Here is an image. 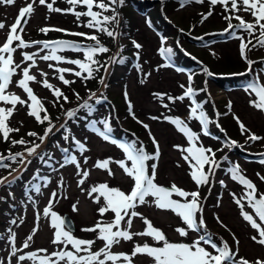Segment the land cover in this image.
Segmentation results:
<instances>
[{
  "label": "snow or ice",
  "instance_id": "obj_1",
  "mask_svg": "<svg viewBox=\"0 0 264 264\" xmlns=\"http://www.w3.org/2000/svg\"><path fill=\"white\" fill-rule=\"evenodd\" d=\"M17 0H0V5L12 6ZM37 0H30L25 6L21 7L14 23L7 26V35L3 43H0V139L3 142L10 143L12 147L17 145L23 146V152L12 153L9 149L8 153H0V169H9V175L19 171V168L13 169L12 164H18L27 170V166L33 161L28 159L32 157L42 161L48 168L56 170L52 161L54 157L47 151L40 152L41 146L49 136L57 129V125L53 123L44 101L35 93L32 84H39L44 89L49 90L53 96V106L59 105L63 110L65 120L60 124V128L64 129L66 135L63 136L65 141L70 139V129L67 127L68 121L76 120L81 110H86L90 115L95 109V104L102 103L107 97L102 93L100 96L96 92H90L87 99L80 97L78 92L73 89V95L76 99L83 100L77 107L64 109L65 103H70L69 96L61 87L49 82V74L43 70L39 71L41 79H37V75L32 70L38 68V60L48 62L47 67L55 73L54 79L60 84L71 89V85L76 83L75 79L66 78L69 74L82 82L94 80L97 74L103 69L105 73L109 70V63L123 64L126 57L116 60L109 58V63H102L98 59V55L106 54L110 50L105 46L98 34H106L108 38L116 40L123 33L113 29V26H120L121 17L118 7L124 5L125 0H65L69 5L66 9L54 7L56 0H38L39 5L46 6L50 13L71 14L77 21V26L89 29V32H68L65 29L44 27L40 32L47 35L49 32H62L68 36L82 37L84 40L92 42L83 44L80 42L57 39L44 41H26L23 38L25 26L28 19L34 13V5ZM204 4L205 0H180V6L183 8L188 4ZM209 11L201 13L200 23L203 24L213 15V9L219 5L223 10V19L227 22V28L223 34H227L233 39L239 40V52L241 58L248 65V71H252L254 61L248 59L247 53L256 48L264 49V0H208ZM83 9V10H77ZM245 15L250 17L246 19ZM84 18V19H82ZM86 20V22H85ZM233 21H236L234 24ZM6 29V24L0 22V30ZM243 33L245 35H238ZM200 39H203L202 37ZM133 47L137 50L136 59L140 58V49L142 45L132 40ZM165 43L164 37H161V44ZM38 48L37 51H23L26 49ZM18 50L22 57L20 62L15 59ZM123 49L121 48V51ZM71 51L81 53L82 59H70L63 53ZM160 54L168 61L161 67H171L174 56L173 49L163 47L159 49ZM40 53H44L41 55ZM195 59V57H193ZM72 65L74 67H63L61 65ZM138 71L143 69L140 64L136 65ZM159 70V69H157ZM177 72H184V69L177 67ZM208 76L213 74L207 69H203ZM264 71V69H262ZM247 73H240L246 75ZM151 73L145 74V79ZM192 75L188 76L189 84L187 87L181 84L183 94L179 96H167V100L172 104L177 101L183 102L187 98L191 102L188 120L199 122L202 128L203 136H209V125L215 123L220 132L227 133L217 121L210 120L202 103L197 102L195 97L197 91L192 87ZM99 84L104 88L108 85L105 82V76L99 78ZM144 81L141 80V83ZM12 87L22 90L26 98H22L16 92L11 91ZM203 91V89H201ZM245 91L252 96L249 104L254 109L264 113V83L260 79H253L246 85ZM153 95L162 103L165 109H169V104L164 103L165 95L162 93H153ZM125 99L128 101V113L132 119L148 131L151 143L154 146V152L150 153L138 139L131 142L120 141L113 138V128L108 119L99 121L103 126V130L97 127V122H91V129L104 141L115 145L123 153L122 159L107 158L97 160L94 163L96 169L104 170L108 176H114L110 165H116L123 174L130 179V190L125 192L119 187L110 186L106 182L94 184L88 188L81 187L82 192H87L88 197L94 204L98 206L97 211L101 219H98L91 227L80 229L84 233L95 234L94 238H80L74 234L72 225L68 219L62 217L53 210L54 203L59 202L57 191H52L47 205L42 209V216L49 222L52 229L51 245L54 250L49 252L47 248L29 250L31 248L34 237L39 230L41 213L36 212V226L33 227L30 234L22 242L21 246H17V233L13 231L11 226L20 227L24 223V219L13 218L9 221V227L5 232L0 233V241H6V247L9 249L6 257L0 258V264H135L136 258L144 257L150 261V264H264V258L249 260L247 257L240 256V241L233 233L234 246H230L227 241L222 239L217 242L207 231V225L204 220V206L201 200L199 189L203 186L210 185L215 177L216 170L221 167L222 161L216 159V152L212 147H205L201 143L200 135L193 131L189 124L179 117L164 116L163 119L173 125L177 132L186 138L187 146L173 145V147L181 153L182 160L188 165L191 180L196 185L197 190L187 191L178 187L175 183L171 186H164L157 183V168L161 158L160 144L152 134L147 123L140 121L135 112L133 105L128 97V93H124ZM27 109V115L35 119L40 125H47L43 135L35 131L27 132L29 140L24 138L13 139L12 133H18L20 128L10 126V120L17 110V106ZM228 111L232 110V103L229 101L227 105ZM217 120L220 113H216ZM239 125L242 134H247V140L255 143L264 141V136L257 135L245 126L239 119L234 117ZM59 119V117H57ZM152 120H159L160 117L152 116ZM22 125V122H21ZM215 139H219L215 137ZM75 150L80 156H83V163L88 164V157L84 154L89 148L84 142H81L74 136H71ZM38 141V142H37ZM237 142L227 140L224 144L226 148L237 147ZM63 154V162H57L59 168L67 165H73L76 169V175L80 177L77 181L78 187L84 186L90 172L81 167V162L77 159V155L72 154L69 148H61L56 145ZM264 157V153H259ZM227 160V157H224ZM7 161V163H6ZM152 162V163H149ZM259 163L264 165V159H260ZM180 165L177 164V167ZM231 180L237 182L244 189L243 195L237 197L232 193L234 202L239 208V214L242 219L247 222L252 230L253 235L250 236L251 241L264 248V193H261L257 185L247 178L239 164H233L226 169ZM260 181L264 182V175L256 173ZM13 177L0 178V186H11L15 182ZM34 180H42L43 187L51 183L49 177H40L39 170L33 177ZM222 187H226L223 180L219 181ZM63 177L57 185L62 188ZM31 191L37 195L41 194V184L34 183L31 185ZM211 191V188H209ZM67 198V197H64ZM206 199V198H205ZM28 201L35 207L37 201L28 196ZM24 203L23 201L21 202ZM77 203L72 205L73 212L78 211ZM143 205L154 206L156 209L169 211L180 219L183 226L176 227L175 232L181 238H188V242L170 241L166 233L159 227L154 226L153 222L143 214L137 211V208ZM27 207V204H24ZM217 206H219L217 204ZM111 213L112 218L105 220L106 214ZM139 218L145 225L142 231L133 232V221ZM217 222L222 224L220 218L216 217ZM19 220V222H18ZM227 227L226 225H223ZM198 238L191 239L190 233H201ZM150 238L152 244L148 242H134V238ZM101 242L102 246H98ZM122 242H133L130 253L115 252L114 247L121 246ZM28 250V251H26Z\"/></svg>",
  "mask_w": 264,
  "mask_h": 264
},
{
  "label": "rangeland",
  "instance_id": "obj_2",
  "mask_svg": "<svg viewBox=\"0 0 264 264\" xmlns=\"http://www.w3.org/2000/svg\"><path fill=\"white\" fill-rule=\"evenodd\" d=\"M154 1H156L157 5L158 3H162L167 0ZM28 2H30V0H17L16 4L12 6L0 5V22H4L6 24V29L0 30V43H3L6 39L7 26H10L12 23H14L19 9L25 6V4ZM49 2H51V0H49ZM53 6L59 7L61 9H66L69 7V5L65 3V0H56V3ZM195 11L196 7H191L190 5L186 6L185 9H180V12L186 13L188 16L192 15V13L194 15L198 12V10L197 12ZM245 17H247V15H245ZM145 19V17L142 18L143 23ZM173 19L175 20V18ZM44 27L65 29L68 32H83L84 28L82 26H77V21L75 20V17L73 15L50 13L48 12L46 6L39 5L37 0V3L34 5V13L30 17V19H28V23L25 26L23 38L26 41L54 40L42 38L45 37V35L40 32V29ZM53 33H55V31L50 32V34ZM138 33H142L141 38L144 37L145 39H151L149 42H147V44H144L143 46V54L146 58V63L149 67V71L147 72V70L144 69V72L141 75L144 76L146 73H151L149 79L152 80L149 82H145L144 85H142L140 88L130 82L124 88L115 89L113 91V96H110V98H118V104H120V99L121 104L123 105L122 110L117 113L115 117L123 131H126L124 132L125 135L123 136L127 137L128 140L133 141V139L136 137L135 135L137 133L138 127L139 129H143V136L141 137L142 143H144V146L148 152H154V146L151 143L148 131L142 126V124H139L135 120H133L131 115L128 113V101L124 96V93L127 92L128 97L133 105V111L135 112V115L140 121H143L144 123H147L149 125L152 134L160 144L161 158L158 162L157 168V183L164 186H171V184L175 183L178 187H181L182 189L187 191L197 190L196 185L188 175V165L182 160L181 153L173 147V145L187 146L186 138L183 137L182 134L177 132L173 125L169 124L163 119L164 116H172L173 118L179 117L181 119H184L186 122L188 121L191 102L186 98L183 102L177 101L175 104H172L167 100V96L175 97L182 95L183 89L180 87V85L183 84L185 85V87L188 86V76L190 74L177 75L176 72L171 71L170 68L168 69L167 67H161V65L164 64L160 61L159 55H157L156 52L157 47L159 46V39L155 38V35L149 31L145 23L144 25H140ZM150 43H152L153 45H150ZM37 50L38 48H31L23 51L32 52ZM225 50L226 51L219 52H217L218 50H215L213 54H211V59L216 58L217 60L222 61L223 58H235L236 56H240L239 47L237 46L236 48L235 46H229L226 47ZM20 51L21 50H18L15 54V59L17 62H20L22 59ZM40 54L43 55L44 53ZM63 54L66 56L67 54L71 53L67 51ZM259 55L263 56L264 58V51L260 52ZM47 64L48 62L38 60V68H34L32 70L33 74H36L37 79L39 80L41 79V77L39 76L40 70L48 72L49 82L58 87H61L62 90L69 96L70 103H73L69 92H71L76 87L82 86V81L69 74H66V78L70 80H76V83L72 84L71 89H69L68 87L60 84L58 80L54 79L55 73L47 67ZM61 66L69 68L74 67L67 64ZM150 85L152 86V91H154L153 93L159 92V90L157 91V88L165 92L162 93L166 94L164 103L169 104V108L171 109L170 111L169 109H161V106L153 102L154 98L147 95V90L151 87ZM31 86L33 87L35 93L44 101L45 106L47 107L49 114L52 117V120H57V117H60L63 111L56 109V107L53 106V96L51 95L49 90L44 89L39 84H32ZM193 86L194 85L192 84V87ZM66 89H69L71 91L68 92L66 91ZM10 90L16 92V94L20 95L22 98H26L22 90L15 87H12ZM206 92L209 101H219L223 99L224 103L221 105V111L223 112L224 116H220L216 121L220 125L222 124V127L225 129V121L230 120L231 124L235 127L238 133L239 139L236 142H238L241 147L245 148L246 151H249L247 152V154H251V156H253L254 158L256 152L259 151V153H261L262 150H264V141H257L255 143L248 141L247 134L241 133L239 125L234 118L239 117L240 121L244 123L245 126L251 130V132L260 136H264V113H261L260 111L250 106L249 101L251 97H249L246 93H241L240 91L237 93L226 95L223 92L215 91L210 87ZM229 101H231L232 103L231 112H229L227 108ZM152 116L160 117V119L152 120L150 119V117ZM36 123L37 122L34 118L27 115V109L19 105L17 106V110L10 120L11 127L20 128V131L17 133V140L20 138H24L26 140L32 139L26 135V133L30 131H35L38 134L43 135L45 127L47 125H41V128L39 129ZM165 123H167L168 125H166ZM128 124H137L138 127L135 125L133 128V134H131L132 130L128 129ZM188 124L193 129V131H196L200 135L201 143H203L205 147H211L210 145H208L209 142L207 138H205L202 134V128L199 125V122L189 120ZM68 128L70 129V132L72 131V136L76 137L81 142H84L89 148V151L84 154L89 158L88 164L85 165L83 163V156H78V153L75 150V145L72 143V141H67L70 152L77 155V159L81 162L82 169L88 170L90 172V175L86 180L84 186L78 187L77 181L80 179V177L76 175L75 166L67 165L64 168H59L57 162H63L64 156L58 151V148L56 147L57 144L53 142L52 144H49V149L50 154L54 157L52 163L56 168L55 171L48 168L42 161L32 158L33 162L28 165L27 170L23 172L24 176L27 179L24 186L20 187L19 183V185L17 186L18 188L15 186H7L5 188L0 187V233L5 232L6 229L10 226L9 221L11 219L20 217L24 219V223L20 225V227L17 228L16 226H11L13 231L17 233V246L22 245V242L26 239L27 235H29L33 227L36 226L35 217L36 212L39 211L41 213L39 230L34 237L31 248L29 250H36L40 248H47L49 252L54 250V246L50 243V240L52 238V229L49 227L48 220H46L42 216V209L47 205L50 193L52 191H57L59 195V202L54 203L53 210L60 214L62 217H64V215L69 216L75 228L74 234L80 238H94L95 234L84 233L80 231V229L93 226L98 219H101V217L99 216L97 211L98 206L92 202V200L88 197L86 191H81V187L88 188L94 184L106 182L110 186L119 187L125 192L130 190V179L127 178L123 174L122 170H120L116 165H110L113 172L115 173V175L111 177L108 176L106 171L96 169L94 167V163L97 160H103L107 158L122 159V151L115 145H112L110 142L104 141L95 133H93V135L91 134L87 136V133L77 134L73 125ZM230 133L231 132H229L228 135ZM126 134L128 136H126ZM231 140L233 139L231 138ZM65 145L66 143L64 144V146ZM256 147H259V150H256ZM9 149L12 153L24 151L23 146L17 145L16 147H12L10 143L3 142L2 139H0V153H4L6 155ZM258 157L262 158L260 155ZM254 161L255 160H252L250 162L237 160L231 165L239 164L243 171V174L257 185L261 193H264V182L260 181L256 175V173L258 172L261 175H264V165H261L259 162ZM177 164H179L180 166L177 167ZM16 167V164H12L13 169H15ZM37 170H39L40 177L47 176L50 178L51 183L47 186V188L43 187L42 180H33V177L36 174ZM9 171V169H0V178L6 177ZM61 176L63 177L64 186L62 188H58L57 185L60 181ZM220 180H223L225 182L226 187H222L220 185ZM34 183L41 184V194L37 195L35 192L31 191V185ZM209 188H211V193L216 194L214 199H211V197H208L207 195V193L209 192ZM199 191L201 194V200L203 201L204 220L207 225V231L209 230L212 236L214 235L213 231L218 232L227 240L230 246H234V241L232 238L234 233L240 241V256L247 257L249 260L264 258V248L255 245L251 241L250 236L255 234L254 230H252L247 222H245L240 216L239 208L234 202L233 196L231 195L232 193L237 194V197L243 195V187L237 182L231 180L229 174H225V176L222 177L220 174L216 173L215 177L212 179V183L210 185L201 187ZM5 192H7L8 195H5ZM28 196H31L34 200L37 201L35 207H33V205L28 201ZM22 201L24 202L23 204L21 203ZM77 202L78 211L73 212L72 205ZM24 204H27V207H25ZM217 204L219 206H217ZM137 211L141 212L143 216L150 219L153 222L154 226L161 228L166 233L170 241L188 242V238H181L174 231L176 227H180L183 225L180 219L173 213L169 211L159 210L154 206L149 205L140 206L137 208ZM217 216L220 218V221H222V224L217 222ZM111 218V213H108L105 215V217H103V219L105 220H110ZM223 225H226L227 227H224ZM144 227L145 225L139 218L134 219L132 228L133 232L142 231ZM200 234H202V232L190 233V237L191 239H196ZM145 241L150 244L153 243L150 238H134V242L143 243ZM219 241L220 239H218V242ZM5 245L6 241H0V258L6 257L9 250ZM98 246H102L101 242H98ZM132 247L133 242H122L121 246L114 247L113 251L130 253ZM135 264H150V261L147 258L138 257L136 258Z\"/></svg>",
  "mask_w": 264,
  "mask_h": 264
},
{
  "label": "trees",
  "instance_id": "obj_3",
  "mask_svg": "<svg viewBox=\"0 0 264 264\" xmlns=\"http://www.w3.org/2000/svg\"><path fill=\"white\" fill-rule=\"evenodd\" d=\"M196 7V14L188 16L186 13L180 12L182 7L180 6V0H167L162 3H156L153 0H125L124 5L118 7V11L121 17L120 26H113V29L119 32H122L123 35L118 37L116 40L112 38H108L106 34H98L101 42L109 48V52L106 54L98 55V59L101 60L102 63H109V58H115L119 60L120 58L126 57L127 59L123 64L120 63H109V70L107 73L101 69V71L97 74V78L94 80H89L86 83L82 82V86L76 87L74 90L78 92L80 97L87 99L90 95V92H96L98 96L102 93L107 97L106 100H103L100 104L94 105V111L89 115L86 110H81L78 113V118L76 120L68 121L67 126L71 127L73 125L75 127V131L77 134L87 133V136L93 135L95 133L91 129V122L96 121L97 127L103 130V126L99 124V121L108 119L111 127L113 128L112 136H117L119 138H124L123 129L120 127L115 115L122 110L123 105L118 104V98H110L113 96V91L117 88H124L130 82L138 86L139 88L144 85L145 82H149L152 79H149L150 75L145 79V75H141L144 72V69L149 71V67L146 63V58L143 54L144 44H147L151 39L144 37L141 38L142 33H138L140 29V25H146L151 33L155 35V38L159 39V46L157 47V55H159L160 61L163 64H167L168 61L160 54L159 49L161 46L170 47L173 49L174 56L172 59V63L175 67H179L184 69V72H176V74H187L192 75V84L193 88L197 91L198 95L195 97L197 101H201L204 107V111L208 115L210 120L216 121L217 116L216 113H220V116H224L221 111V105L224 103L223 99L219 101H209L208 96L206 95V91L212 88L215 91L223 92L226 95H230L231 93H246L249 97L247 91H245L246 85L249 81L253 79H260L261 83H264V58L259 55L260 52H263L264 49L256 48L247 53L248 59L254 61L255 63L252 66V71H248V65L241 58V56H236L235 58H223L222 61L217 60L216 58L211 59V54L215 50L226 51V47L236 46L239 47L240 41L233 39L227 34H223L224 30L227 28V22L223 19V10L217 5L213 9V15L205 21L203 24L200 23L201 13H207L209 11V3L208 0H205L204 4H188L186 6ZM185 6V7H186ZM185 7H183L185 9ZM183 13V14H182ZM145 17L144 23L142 22V18ZM175 18V20L173 19ZM246 19H250V17H245ZM86 22V20H85ZM142 22V23H141ZM235 24L236 21H233ZM90 30L87 28H83V32H89ZM45 35V34H44ZM238 35H245L243 33H238ZM161 37H164L165 43L161 44ZM203 39H200V38ZM47 39H67L76 42H80L83 44H90L92 42L84 40L82 37L68 36L65 33L55 32L50 34V32L45 35ZM247 39V37H246ZM132 40L137 41L142 45V49H140V58L136 59L135 53L137 50L132 45ZM89 42V43H87ZM150 45H153L150 43ZM121 48L123 49L121 51ZM215 49V50H214ZM69 52V51H68ZM71 52V51H70ZM74 58L82 59L81 53H74ZM71 54H67L66 56L70 58ZM195 57V59H193ZM219 62V63H218ZM140 64L143 71L140 72L137 70L136 65ZM207 68L213 75L208 76L204 73L203 69ZM240 73H247L246 75H240ZM147 74V73H146ZM101 76H105V82L108 87L104 88L99 84V78ZM141 80L144 82L141 83ZM151 86V85H150ZM203 89V91H201ZM156 93H165L163 90L157 88ZM66 91H71L66 89ZM152 86L147 90V95L154 98L156 104L161 106V109H165L162 106V103L153 95ZM73 103H65L63 105L64 109H71L78 106V104L82 103L83 100H77L73 95V92H69ZM147 96V97H148ZM120 98V97H119ZM94 101H90L93 103ZM68 104V105H67ZM56 109L63 111L59 105L55 106ZM219 116V117H220ZM219 119V118H218ZM65 120L63 113L60 115L59 119L53 121L54 124L57 125V129L54 130L53 134H51L41 146L40 152L47 151L50 153L49 144L55 142V144H60L61 148H68L67 141L63 139V136L66 135L64 133V129L60 128V124ZM195 121V120H194ZM189 120L187 121V123ZM39 129L41 125L36 123ZM168 125L167 123H165ZM226 126L225 130L220 125L225 133L220 132V130L215 126V123L209 125V137L204 136L208 140V145H210L213 150L216 152V159L218 161H222L221 167L216 170L217 174H220L222 177L225 174H228L226 169L233 162L237 160H244L250 162L255 160L254 162H259L260 159H264V157H258L259 151L256 152V155L251 156V154H247L245 148L241 147L237 142V147L226 148L224 144L227 140L238 141V133L235 127L231 124L230 120L225 121ZM137 124H128V129L132 130L131 134L134 133V126ZM138 127V126H137ZM137 129V128H135ZM143 129H137L136 139L142 142ZM201 131V130H200ZM18 134L12 133L11 138L17 139ZM72 136V131L70 135V141ZM218 137L219 139H215ZM231 137V138H230ZM130 140L129 142H131ZM66 145L64 146V144ZM9 145V144H8ZM144 145V143H143ZM47 146V148H46ZM4 148V147H3ZM259 147H256V150ZM44 149V150H43ZM259 150V149H258ZM261 153H264L262 150ZM78 156L79 153H78ZM224 157H227V160H224ZM28 159H32V157H28ZM19 168V171L13 173L12 176L8 175L9 180H12L13 177H19L15 179V182L11 184V186L17 187L19 183L24 185V182L27 179L24 177L23 168L16 164ZM15 168V169H16ZM7 174V173H6ZM6 186V185H4ZM1 188L3 186H0ZM18 188V187H17ZM208 197L211 199L215 198V193H211L209 191L207 193ZM211 227V226H210ZM209 231V230H208ZM210 232V231H209ZM214 237L213 239L218 242V239H222L223 241H227L222 235L218 232L213 231ZM211 234V232H210ZM212 235V234H211ZM218 238V239H217Z\"/></svg>",
  "mask_w": 264,
  "mask_h": 264
},
{
  "label": "water",
  "instance_id": "obj_4",
  "mask_svg": "<svg viewBox=\"0 0 264 264\" xmlns=\"http://www.w3.org/2000/svg\"><path fill=\"white\" fill-rule=\"evenodd\" d=\"M64 217L68 219L69 223L72 225L73 231L75 232V228H74L73 222L71 221L69 216L68 215H64Z\"/></svg>",
  "mask_w": 264,
  "mask_h": 264
},
{
  "label": "bare ground",
  "instance_id": "obj_5",
  "mask_svg": "<svg viewBox=\"0 0 264 264\" xmlns=\"http://www.w3.org/2000/svg\"><path fill=\"white\" fill-rule=\"evenodd\" d=\"M156 3V1H154ZM68 127V126H67Z\"/></svg>",
  "mask_w": 264,
  "mask_h": 264
}]
</instances>
